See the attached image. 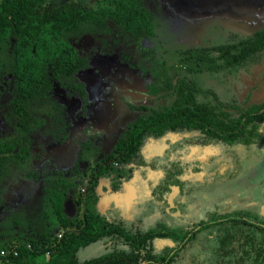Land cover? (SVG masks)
Masks as SVG:
<instances>
[{"label":"trees","instance_id":"trees-1","mask_svg":"<svg viewBox=\"0 0 264 264\" xmlns=\"http://www.w3.org/2000/svg\"><path fill=\"white\" fill-rule=\"evenodd\" d=\"M107 2L99 8H86L83 0H0V42L15 39V51L22 60L16 74L18 94L13 103L17 129L0 140V182L30 157L33 118L28 108L32 99L46 96L62 78L88 69V58L70 44L66 33L83 28L88 33L107 32L111 22L121 36L130 40L141 58L155 60L154 49L143 45V41L155 37L150 10L141 0ZM262 60L264 28L235 42L184 50L171 68L162 62L146 88L163 103L137 107L144 113L126 123L111 149L94 163L93 173H89L88 166L77 167L73 177L70 176L73 170H56L46 180L47 201L61 232L25 234L0 243V264H190V245L197 233L191 229L196 224L191 228L188 224H185L188 228H180L164 222L143 230L128 227L123 220L106 218L96 209L98 197L93 196L94 189L102 179H107L113 190H122L132 177V164L144 154L141 153L144 145L149 139H161L167 131L194 132L204 139L210 133L215 141H238L245 145L258 136L260 145L264 146V136L259 130L264 122L263 102L242 108L240 103L228 105L217 99L199 100L202 90L187 78L189 73L204 71L227 73ZM70 88L86 107L88 91L83 83L72 84ZM135 107L131 105V109ZM68 137L69 132L60 142ZM82 146L83 151L87 149L90 139ZM85 189L87 192L83 195ZM69 199L75 205L72 216L66 209ZM151 207L155 213L164 206L150 204L147 209ZM225 216L226 219H217L216 223L203 221L200 225L205 229L224 223L215 235L222 245L211 254L215 260L205 264H264V218L254 216L256 222H251L252 216L248 214ZM157 239L169 240L175 246L166 245L159 251L154 247ZM99 243L105 246L104 253L80 260L83 248Z\"/></svg>","mask_w":264,"mask_h":264},{"label":"rangeland","instance_id":"rangeland-1","mask_svg":"<svg viewBox=\"0 0 264 264\" xmlns=\"http://www.w3.org/2000/svg\"><path fill=\"white\" fill-rule=\"evenodd\" d=\"M141 1L153 15L155 37L143 41V45L154 49V61L141 58L130 40L121 36L116 25L111 22L108 23L107 32L88 33L83 28L79 32L65 34V38L75 45L80 55L88 58V69L62 78V84L56 83L46 96L32 99L28 108L33 118L29 134L30 157L0 182V243L25 234L35 236L38 232L48 230L59 234L58 220L47 201L46 180L56 170H73L70 175L73 177L77 167L83 169L88 166L89 173H93L94 163L112 145L103 143V136L93 134L87 123L81 124V121L84 122L83 117L89 114L90 107H82L77 93L70 88L72 84L81 82L88 90L85 78L88 74L89 79H92L93 75L98 85L101 84L99 96H108L110 101H117L116 106L119 104L117 95L122 91L121 97L128 98L135 106H158L163 100L144 96L142 89L153 80V74L161 69L158 66L162 62L171 68L184 50L235 42L264 28V0H205L191 7L187 5L188 0ZM83 3L86 8H99L108 2L83 0ZM15 44L16 40L12 38L0 42V140L17 129L13 103L18 94L16 74L22 60L15 51ZM187 78L202 90L203 93L198 94L199 100L211 98L230 104L249 100L257 93L264 81V66L247 64L227 73H189ZM93 96L94 92L91 99ZM91 99L89 96L87 100ZM121 111L119 123L122 125L144 113L141 109L128 111L125 105L121 108L118 106L117 119ZM68 132L69 138L60 142L61 137ZM97 138L100 139L97 141ZM87 139H90V146L83 151L82 144ZM94 143L96 145L93 146ZM99 185L93 194L98 197L95 207L106 218L121 219L128 227L142 230L155 227L157 222L172 227L175 225L170 214L154 213L152 207L141 211L131 206L120 209L115 202L114 192L122 190H113L107 179H102ZM86 192L85 189L83 195ZM66 209L70 216L75 214V205L70 199ZM262 210L264 213V206ZM155 243L158 247L172 246L169 240L157 239ZM104 247L99 243L83 248L79 253L80 260L104 253ZM41 260H44V256Z\"/></svg>","mask_w":264,"mask_h":264},{"label":"flooded vegetation","instance_id":"flooded-vegetation-1","mask_svg":"<svg viewBox=\"0 0 264 264\" xmlns=\"http://www.w3.org/2000/svg\"><path fill=\"white\" fill-rule=\"evenodd\" d=\"M249 64L264 66V60L261 63ZM97 82L95 78H92L90 84L95 95L100 87ZM261 83L259 90L251 99L239 100L230 105L240 103L243 108L254 103H264V81ZM86 87L89 90L88 84ZM142 91L145 92L144 96L155 98L147 92L146 85ZM123 92L117 95L120 104L117 107L121 108L125 105L128 111H132L139 110L140 108H137L139 106H146L140 104L135 107L136 104L133 105L128 98L121 97ZM89 96L91 99V94L88 92ZM108 99L110 100L109 97ZM91 100H87L85 105L90 107ZM110 102L112 106L117 103L115 100ZM81 104L83 105L82 101ZM224 104L229 105V103ZM131 105L135 108L131 109ZM121 113L122 111L115 124L118 127L117 137L127 123L124 125L119 123ZM86 117H83L84 120ZM263 124L264 122L259 130L264 136ZM256 127L258 128L257 125ZM92 133L99 136L97 133ZM196 134L167 131L161 139H149L141 151L142 154L144 153L142 157L132 164V177L127 180L126 185L124 183L122 191L114 193L116 194L115 202L120 209L131 206L132 209L141 211L147 209L150 204H155L160 208L164 206L159 212L172 216L175 222L173 227L191 228L196 224L191 229L193 233H197L194 237L195 242L190 245L192 246L190 264H205L215 260L214 255L211 254L222 245L215 235L220 233V227L224 223L203 229L200 227L203 221L216 223L217 219L219 221L226 219L227 214H230L232 218L248 214L252 216L251 222H256L253 221L254 216L264 218L262 210L264 206V146L260 145L258 136L253 137L252 142L245 145L238 141H215L210 133L207 138L205 137L206 139ZM98 139L100 138H97V141ZM111 139L113 138H110V141ZM165 187L167 189L160 193V190H164ZM122 200L124 203L117 202ZM130 202L132 204H129ZM140 204L142 205L139 206ZM185 224L189 226L186 227ZM155 242L156 240L154 247L157 250L164 249L165 246L158 247ZM174 246L172 244L171 247ZM197 261L200 263H196Z\"/></svg>","mask_w":264,"mask_h":264},{"label":"crops","instance_id":"crops-1","mask_svg":"<svg viewBox=\"0 0 264 264\" xmlns=\"http://www.w3.org/2000/svg\"><path fill=\"white\" fill-rule=\"evenodd\" d=\"M215 1L221 2L224 0H215ZM199 2L204 3L205 0H188L187 5L190 7L196 6L199 4ZM86 76H87V78H85V81L88 84L89 91L91 90L90 92H91V94H93V92H92L93 90L90 86L92 79H89L88 74ZM91 77L94 78L93 75ZM94 85L96 87V84H94ZM99 89H100V87H99ZM96 91H97V88H96ZM98 92L96 95L94 94V96L91 100V106H90V110H89L90 112L88 114V117L85 118L86 120H84V122L81 121V124L87 123V127L92 129L91 130L92 132L97 133L98 135H102L103 136V138H102L103 142H108V141H110V138H113L107 144H114V142H115L114 140L118 134L117 133V126H115V124L118 120L117 119V113H116L117 106L116 105L112 106L110 100L107 99L108 97H104V96L100 97L99 96L100 94ZM93 100L94 101L96 100L95 103ZM94 145H96V143H94L93 146ZM110 148H109V150H110ZM129 204H132V203L130 202Z\"/></svg>","mask_w":264,"mask_h":264},{"label":"bare ground","instance_id":"bare-ground-1","mask_svg":"<svg viewBox=\"0 0 264 264\" xmlns=\"http://www.w3.org/2000/svg\"><path fill=\"white\" fill-rule=\"evenodd\" d=\"M199 4H201L200 2H199ZM23 185V184H22Z\"/></svg>","mask_w":264,"mask_h":264}]
</instances>
